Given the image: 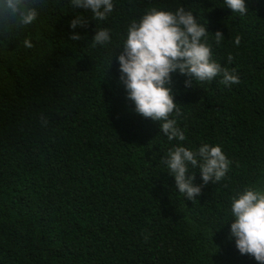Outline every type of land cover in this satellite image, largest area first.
<instances>
[{"label": "trees", "instance_id": "16d2710c", "mask_svg": "<svg viewBox=\"0 0 264 264\" xmlns=\"http://www.w3.org/2000/svg\"><path fill=\"white\" fill-rule=\"evenodd\" d=\"M113 3L99 22L70 0H43L33 24L0 32V264H259L228 237L235 190L264 185V0H245L243 16L224 0ZM180 6L207 27L212 58L240 83L217 76L186 87L173 73L180 115L171 118L186 139L169 141L158 121L134 112L117 58L133 19ZM78 17L85 26L71 28ZM98 26L112 30L109 45L92 46ZM204 143L232 164L193 201L160 160Z\"/></svg>", "mask_w": 264, "mask_h": 264}, {"label": "clouds", "instance_id": "9594fccd", "mask_svg": "<svg viewBox=\"0 0 264 264\" xmlns=\"http://www.w3.org/2000/svg\"><path fill=\"white\" fill-rule=\"evenodd\" d=\"M74 9H90L93 19L106 21L114 11L113 0H70ZM226 6L241 16L248 12L245 0H224ZM43 0H0V32L7 34L14 28L27 27L39 16ZM86 21L78 17L70 22L75 29L85 26ZM207 27L198 22L192 11L183 6L175 11L150 7L139 19H133L126 26L118 55L120 65L119 82L124 86L126 99L134 104V112L145 119L158 121L161 132L169 141L186 139L185 132L171 118L175 112L180 115L173 88V73L185 75L186 87L196 82L213 81L222 76L224 85L239 84L236 69L222 67L212 56L208 43ZM216 45L224 39L221 31L214 34ZM73 40L80 39L73 35ZM112 41V30L99 27L95 32L92 46H107ZM237 46L241 36L234 40ZM24 47L32 48L31 40L23 41ZM234 57L229 54V63ZM42 127H47V118L41 114ZM174 175L176 187L184 197L195 201L204 185L210 181L218 183L225 179L232 161L220 145L204 143L196 151L178 145L168 151L160 160ZM198 169L202 185L194 183ZM231 227L228 239L235 241L241 255L253 257L264 264V185H248L235 190L230 202ZM147 239V237H146Z\"/></svg>", "mask_w": 264, "mask_h": 264}]
</instances>
